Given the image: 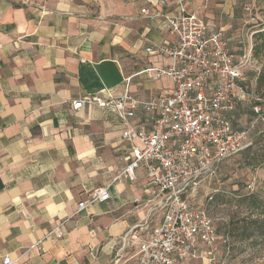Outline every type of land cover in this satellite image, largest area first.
<instances>
[{"label": "crops", "instance_id": "crops-1", "mask_svg": "<svg viewBox=\"0 0 264 264\" xmlns=\"http://www.w3.org/2000/svg\"><path fill=\"white\" fill-rule=\"evenodd\" d=\"M156 2L0 0V264L5 254L12 264L136 263L139 243L162 217L163 196L144 169L134 181L113 180L123 166L121 120L97 106L73 110L71 102L125 89L146 99L172 89L168 77L139 73L170 64L146 51L174 40L160 18L140 11ZM230 3L185 0L240 52ZM251 69L253 87L258 68ZM152 119L140 113L135 122L150 129ZM103 185L110 198L77 211ZM207 251L201 244L200 257L175 264H225L219 241L214 261Z\"/></svg>", "mask_w": 264, "mask_h": 264}, {"label": "built area", "instance_id": "built-area-1", "mask_svg": "<svg viewBox=\"0 0 264 264\" xmlns=\"http://www.w3.org/2000/svg\"><path fill=\"white\" fill-rule=\"evenodd\" d=\"M171 4L173 9L166 10L167 0H157L151 10L140 9L147 16L160 18L174 40L146 48L150 54L168 57L167 67L147 66L139 71L147 77L170 78V91L143 99L125 89L118 96L108 92L71 102L73 110L97 106L121 120L123 166L113 180L134 181L136 171L144 169L163 196L162 217L148 238L139 243L135 264H175L177 260L195 259L200 257L201 244L208 248V260H215L221 236L192 198L204 181L216 176L224 159L252 144L250 128L234 129L228 113L250 102L255 117L264 116V96L254 94L244 79L251 49L232 51L225 33L210 28L201 16L188 11L185 0H173ZM140 113L152 114L150 129L135 122ZM108 186L92 190L77 203V211L108 200ZM1 262L12 264L14 260L5 254Z\"/></svg>", "mask_w": 264, "mask_h": 264}, {"label": "rangeland", "instance_id": "rangeland-1", "mask_svg": "<svg viewBox=\"0 0 264 264\" xmlns=\"http://www.w3.org/2000/svg\"><path fill=\"white\" fill-rule=\"evenodd\" d=\"M231 6L236 15L235 32L241 40L239 53L243 46L251 49V64L244 73L251 86V68H264V0H232ZM255 86L251 91H256ZM251 107L250 102H243L228 117L234 129L250 128L252 145L224 159L216 176L201 187L197 196L196 205L205 210L221 236L225 264H264V116L256 118Z\"/></svg>", "mask_w": 264, "mask_h": 264}, {"label": "trees", "instance_id": "trees-1", "mask_svg": "<svg viewBox=\"0 0 264 264\" xmlns=\"http://www.w3.org/2000/svg\"><path fill=\"white\" fill-rule=\"evenodd\" d=\"M262 36H263V41H262V44H261V48L264 49V34ZM256 54H257V52L254 51L253 52V56H256ZM255 85H256L255 86L256 87V91L252 90L254 92V94H256L258 96H264V68L262 70L258 71V73L256 75V78H255ZM257 91H262V93H259ZM248 147H250V145ZM248 147H246L245 149H247Z\"/></svg>", "mask_w": 264, "mask_h": 264}]
</instances>
